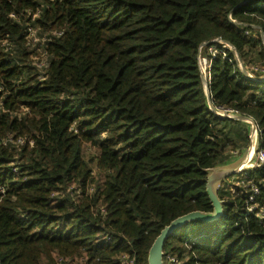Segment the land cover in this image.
Segmentation results:
<instances>
[{
  "label": "trees",
  "instance_id": "1",
  "mask_svg": "<svg viewBox=\"0 0 264 264\" xmlns=\"http://www.w3.org/2000/svg\"><path fill=\"white\" fill-rule=\"evenodd\" d=\"M234 51L264 71V0H0V264H148L172 221L212 212L206 170L249 137L210 111L200 55L214 106L264 150V72ZM262 181L228 178L223 215L176 230L165 262L264 264Z\"/></svg>",
  "mask_w": 264,
  "mask_h": 264
},
{
  "label": "water",
  "instance_id": "2",
  "mask_svg": "<svg viewBox=\"0 0 264 264\" xmlns=\"http://www.w3.org/2000/svg\"><path fill=\"white\" fill-rule=\"evenodd\" d=\"M217 41L221 42V40ZM225 44L232 48L229 43ZM202 81L210 111L217 117L231 119L248 126L249 145L242 151L239 158L206 170V191L213 207L212 212L195 211L172 221L171 224L165 227L161 231L160 235L155 239L149 251L148 264H168L165 263L164 260V247L167 239L176 230L193 222L212 223L218 220L223 215L224 205L226 204V201L222 200L219 196V190L221 189L223 183L232 176H239L256 168L257 153L261 149L260 131L256 121L246 115L229 112L228 110L221 111L216 108L212 103L211 95L208 89V78L204 77V73H202Z\"/></svg>",
  "mask_w": 264,
  "mask_h": 264
},
{
  "label": "rangeland",
  "instance_id": "3",
  "mask_svg": "<svg viewBox=\"0 0 264 264\" xmlns=\"http://www.w3.org/2000/svg\"><path fill=\"white\" fill-rule=\"evenodd\" d=\"M38 32H36L33 28L31 29L32 32H33V35L30 36V41H32L33 43H35V45L39 44V40H41L44 36V34H42L41 30H39L38 28H36ZM36 34V35H35ZM231 48V47H230ZM233 49V48H231ZM234 50V49H233ZM235 52V56L236 58L238 59L239 61V66L240 68L249 76V77H254L253 74H256V72H259V73H263L264 71L260 68H253L255 66L251 65V66H245L243 65V62L240 61V57L238 55V53L236 51ZM39 53V52H38ZM39 57H41L39 54H38ZM37 55H33L31 58H29L28 60V64L29 65H33L34 63H41L43 64V66L46 64V60L45 58H43L44 60L40 61L39 60V57ZM202 58H205V56H202ZM254 69V70H253ZM208 71H205V74H204V77L208 78ZM264 80V77L263 79ZM242 154V153H241ZM241 154H236V156H233L232 159L230 161H233L237 158H239L241 156ZM86 158L87 160H89L91 162V168L94 170V178L95 180L99 179L100 178V175H101V172L100 170L98 169L97 167V161H96V154H95V151L90 149L88 147V149L86 150ZM232 186H238V183L234 180L232 182ZM57 261L60 262V260L57 258ZM68 262H71L70 259L67 260ZM75 262H81L80 260H76ZM165 263H168V262H165Z\"/></svg>",
  "mask_w": 264,
  "mask_h": 264
},
{
  "label": "built area",
  "instance_id": "4",
  "mask_svg": "<svg viewBox=\"0 0 264 264\" xmlns=\"http://www.w3.org/2000/svg\"><path fill=\"white\" fill-rule=\"evenodd\" d=\"M13 16V15H12ZM32 28H30V36L33 35V32L31 30ZM36 35V34H35ZM222 43V42H221ZM35 44V43H34ZM223 44V43H222ZM203 47V46H202ZM202 49V48H201ZM39 67H43L42 64H37ZM199 67H200V70L202 71V73L205 74V71L209 70V68L211 67V62L207 59V58H202L201 55L199 56ZM11 142L15 143L13 138H10ZM18 144L19 145H23L24 144V141L23 140H19L18 141ZM14 166V164H13ZM261 167H264V150L260 149V151L257 153V158H256V168H261ZM13 171L15 173H17V169L16 167H14ZM261 186L262 188H260L258 185L256 184H252L251 185V189H252V194L250 195V198H249V201L250 202H253L256 195L259 194L260 190L264 189V181L261 182ZM0 192L4 193V189L2 186H0ZM257 212V207L256 206H251L249 208V213H256ZM259 216L261 215H264L263 212L261 213H258ZM169 261L171 262H168V264H178V262H175V259H170ZM125 264H134V262H124Z\"/></svg>",
  "mask_w": 264,
  "mask_h": 264
}]
</instances>
